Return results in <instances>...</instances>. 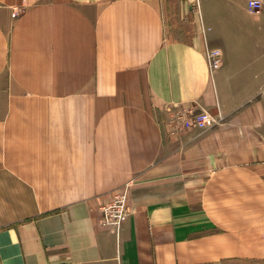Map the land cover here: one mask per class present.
<instances>
[{
    "label": "crops",
    "instance_id": "0c3cea01",
    "mask_svg": "<svg viewBox=\"0 0 264 264\" xmlns=\"http://www.w3.org/2000/svg\"><path fill=\"white\" fill-rule=\"evenodd\" d=\"M248 1L0 0V264L264 263ZM202 111L221 119L201 130ZM126 184V223L102 227Z\"/></svg>",
    "mask_w": 264,
    "mask_h": 264
},
{
    "label": "built area",
    "instance_id": "2783aa9c",
    "mask_svg": "<svg viewBox=\"0 0 264 264\" xmlns=\"http://www.w3.org/2000/svg\"><path fill=\"white\" fill-rule=\"evenodd\" d=\"M195 12L200 14V4L199 0H187ZM262 3L259 0H250L247 3V10L251 14H259L262 10ZM17 14L14 11L12 17H16ZM204 35L205 30H202ZM204 54L206 62L209 68L211 75L217 71L222 64V52L220 49L212 48L208 45H205ZM220 117L215 119L208 112L202 111L199 114L193 115L191 123L197 128L204 130L218 123ZM190 123V120H189ZM128 197H129V184H126L121 189L113 191L108 200L103 203L100 207L101 217L99 224L102 227L120 230L122 226L126 223L129 211H128Z\"/></svg>",
    "mask_w": 264,
    "mask_h": 264
},
{
    "label": "rangeland",
    "instance_id": "374dc122",
    "mask_svg": "<svg viewBox=\"0 0 264 264\" xmlns=\"http://www.w3.org/2000/svg\"><path fill=\"white\" fill-rule=\"evenodd\" d=\"M190 21H185V24H184V29L186 28L187 30H189L188 28V24H189ZM182 26V25H181ZM233 264V263H232ZM234 264H264V263H234Z\"/></svg>",
    "mask_w": 264,
    "mask_h": 264
}]
</instances>
